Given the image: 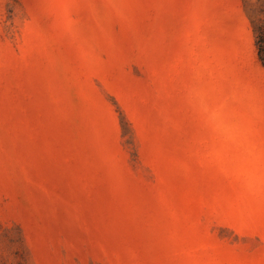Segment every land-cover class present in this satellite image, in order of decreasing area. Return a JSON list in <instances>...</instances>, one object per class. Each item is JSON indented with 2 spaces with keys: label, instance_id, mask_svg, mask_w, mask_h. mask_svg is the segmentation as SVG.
<instances>
[{
  "label": "rangeland",
  "instance_id": "rangeland-1",
  "mask_svg": "<svg viewBox=\"0 0 264 264\" xmlns=\"http://www.w3.org/2000/svg\"><path fill=\"white\" fill-rule=\"evenodd\" d=\"M264 0H0V264H264Z\"/></svg>",
  "mask_w": 264,
  "mask_h": 264
},
{
  "label": "trees",
  "instance_id": "trees-1",
  "mask_svg": "<svg viewBox=\"0 0 264 264\" xmlns=\"http://www.w3.org/2000/svg\"><path fill=\"white\" fill-rule=\"evenodd\" d=\"M257 39L260 58L264 64V25L258 31Z\"/></svg>",
  "mask_w": 264,
  "mask_h": 264
}]
</instances>
